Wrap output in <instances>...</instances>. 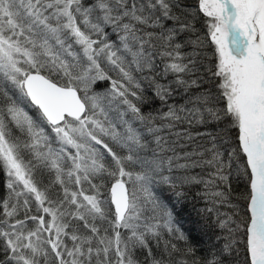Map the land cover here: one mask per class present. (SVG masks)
Wrapping results in <instances>:
<instances>
[{"label": "snow or ice", "instance_id": "1", "mask_svg": "<svg viewBox=\"0 0 264 264\" xmlns=\"http://www.w3.org/2000/svg\"><path fill=\"white\" fill-rule=\"evenodd\" d=\"M0 177V264H264V0H0Z\"/></svg>", "mask_w": 264, "mask_h": 264}, {"label": "trees", "instance_id": "2", "mask_svg": "<svg viewBox=\"0 0 264 264\" xmlns=\"http://www.w3.org/2000/svg\"><path fill=\"white\" fill-rule=\"evenodd\" d=\"M186 2L191 3V0H186ZM183 102L182 97L177 95L173 97L172 102ZM165 108L159 103L158 100L149 98L147 106L145 108L146 113H151L156 116L158 112L164 111ZM195 130V129H194ZM201 131H212L211 128H204V126H199ZM162 135L166 133L162 132ZM197 171H199L197 169ZM2 180H6V177H0V184ZM233 198L239 197L241 193L246 190V185L242 180L237 181L235 178L232 180ZM156 195H158L162 200L169 204V207L173 211L174 221L177 227L189 236L190 243L193 244L200 257L209 255L210 251H215L213 249V244L222 242L226 233L220 232L217 228L210 226L209 222L201 213V209L205 207L206 201L199 199L195 193L198 191L196 188H191L187 190L184 198L177 200L172 191L168 186H156ZM7 189H4V193ZM209 207L211 205H208ZM221 213L230 214L231 209L227 206L220 208ZM212 224H215V217L212 219ZM220 237L221 240H217ZM225 264H235L234 257L229 256L225 261Z\"/></svg>", "mask_w": 264, "mask_h": 264}]
</instances>
